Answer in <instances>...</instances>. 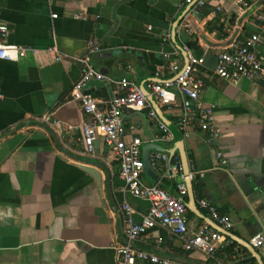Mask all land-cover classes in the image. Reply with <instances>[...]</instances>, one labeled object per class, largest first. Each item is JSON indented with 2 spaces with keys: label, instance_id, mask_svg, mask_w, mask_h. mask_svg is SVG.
<instances>
[{
  "label": "crops",
  "instance_id": "obj_1",
  "mask_svg": "<svg viewBox=\"0 0 264 264\" xmlns=\"http://www.w3.org/2000/svg\"><path fill=\"white\" fill-rule=\"evenodd\" d=\"M253 4L243 9L238 0H206L198 10H188L185 0H0V21L9 27L7 41L30 49L18 60L0 59V264H116V246L124 238L123 203L133 208L132 219L139 223L149 202L127 191L102 138L94 141V153H84L80 130L72 127L88 117L79 102L68 99L80 76L70 56L83 53L92 39L102 50L91 62L110 77H128L139 86L156 76L173 77L169 66L181 65L183 55L171 41L172 25L186 10L175 39L203 57L198 66L204 82L200 98L215 106L214 120L221 129L211 142L202 131L184 134L172 113L161 107L172 121V138L160 144L174 148L173 158L180 162L176 147L184 141L188 179L203 215L188 209V229L207 223L208 213L198 202L203 198L230 218L228 231L240 239L250 243L252 235L264 233V75L236 83L215 76L216 54L227 47L208 46L183 28L191 17L213 40L223 41ZM259 10L260 5L244 15L235 40L264 31L254 19ZM51 46L67 56L57 60L48 50ZM256 50L264 57V40ZM87 90L101 107L122 92L102 80ZM124 122L126 139L139 137L142 145L160 133L148 108L124 111ZM216 150L226 164L220 163ZM84 161L97 166L99 183L80 168ZM165 173L155 184L177 194L175 185L183 172L172 177ZM142 180L154 184L145 173ZM183 198L188 202L187 194ZM133 245L184 264H254L239 243L228 251L218 247L213 257L185 251L181 240L159 225ZM255 249L264 261V249Z\"/></svg>",
  "mask_w": 264,
  "mask_h": 264
},
{
  "label": "built area",
  "instance_id": "obj_2",
  "mask_svg": "<svg viewBox=\"0 0 264 264\" xmlns=\"http://www.w3.org/2000/svg\"><path fill=\"white\" fill-rule=\"evenodd\" d=\"M205 1L185 0V3L192 4L191 9L198 10ZM256 1L258 0H238V3L244 9ZM217 9L220 8L217 7ZM51 16L56 17V14ZM254 19L256 23H260V26L264 27V0L260 4V10L255 13ZM183 26L188 32L193 31L189 22L186 21ZM8 33L7 23L0 21V59L18 60L30 49L9 43L7 41ZM168 39L169 34L165 35L163 40L167 41ZM263 40L264 31L262 30L254 31L242 40H234L229 47L217 52L213 74L230 83H236L241 79L254 80L262 77L264 75V57L257 52L256 46ZM182 49L187 53L186 66L182 68V64L175 62L169 66L173 74H177V76L165 78L161 82L149 80L145 87L151 92L160 107L172 113L174 122L181 132L185 134L192 130L202 131L206 133L207 141L211 142L220 135L221 129L214 120L215 106L203 102L200 98L204 82L198 76V66L202 64L203 57L193 55L187 46H182ZM48 50L55 54L57 60L67 56L60 53L55 46L49 47ZM101 50V46L90 39L87 41L83 53L70 56L79 66L80 76L72 84L68 92V99L79 102L81 110L88 117L87 121L72 128L80 130L81 142L86 154L94 153V141L99 137L102 138L118 163L119 177L124 181L127 191L132 196L149 202V207L139 223H135L132 219L133 208L129 204L123 203L124 238L123 242L116 246V264H135L138 260L152 264H184L180 260L160 255L154 251L138 249L133 245L135 239L156 225L167 228L171 235L180 239L185 251L197 250L206 256L213 257L218 247L231 246L234 240L208 223L200 224L196 230L188 229V208L183 197L187 194L185 180L191 177V172L187 176L181 175V181L175 185L177 194H171L157 184L143 182L142 141L139 137L126 139L124 111H140L148 108V116L155 121L160 131L158 136L151 141H168L172 138V133L168 126L159 119L134 79L113 78L94 67L91 56ZM168 55L167 52L162 53L164 58ZM92 80L115 84L122 89V92L112 95L107 101V106L101 107L100 101L87 90V85ZM215 155L221 164H226L227 160L220 150H216ZM149 159L157 171H166L164 162L167 160V154L152 151L149 154ZM170 168L171 177L173 173L182 171L179 160L173 161ZM165 171L162 172L163 176L166 174ZM198 202L199 207L206 210L211 220L225 230L231 227L230 218L221 214L215 205L203 198ZM157 241L160 242L161 238H158ZM250 244L255 248L264 249V233L258 232L252 235Z\"/></svg>",
  "mask_w": 264,
  "mask_h": 264
},
{
  "label": "water",
  "instance_id": "obj_3",
  "mask_svg": "<svg viewBox=\"0 0 264 264\" xmlns=\"http://www.w3.org/2000/svg\"><path fill=\"white\" fill-rule=\"evenodd\" d=\"M262 2H263V0L256 1L253 4V6L250 7L249 10H247L244 13V15L247 14L248 12L254 10ZM191 6H192V4L189 5L188 10H189V8H191ZM188 10H186L184 13H182V15L174 21V23L172 25V32H171V41H172V43L175 45V47L179 51H181V53L183 55L182 68H184L186 66L187 62H188L187 53H186V51H184L182 49V45H180L175 39V28H176L177 23L184 19V16L188 12ZM244 15L241 16L238 19L237 26L232 31L230 36L227 39L223 40V41H215V40H213L196 23V21L193 18L188 17L187 18V22L190 23V25H191V27L193 29V32L198 36L200 41L203 42L204 44H206L208 46H214V47H228V46H230L232 44V42L237 37V35L239 33V30H240V26L242 24V20H243ZM101 72H103V71H101ZM176 76H177V74H175L173 77H176ZM153 80L158 81V82L163 81V79H161L159 77H154ZM97 82H100V80H92V81H90L88 83L87 86H89L90 84L97 83ZM140 88L143 91L144 95L146 96L147 100L150 102L152 108L156 112V114L159 117V119L162 120L168 126L169 129H171L170 127L172 126V121L164 115V113L162 112V108L158 105L156 99L151 94V92L145 87V85H141ZM176 128L178 129L177 126H176ZM160 142H164V141H150V142L142 145V147H141V149H142V161H143V172L154 182V184H155L156 181H158V180H160L162 178V176H163L162 172H164L165 170H162V172H161V171H157L155 168H153V166L151 165L150 159H149L150 152L159 151V152H163L165 154H168L166 171H167V175H169V176L172 173L170 166L172 164V159H173V155H174V148L172 149V148H168L166 146H163V145L160 144ZM179 142H180V146H177L176 148L178 149V152H179L183 175L187 176L190 173V169H189L188 159H187V156H186V153H185V150H184V141L183 140H179ZM96 167L97 166H95L94 164H91L89 161H84V162H82L80 164V168H82L84 171H86L89 174H91L95 178V180L99 183L100 182V173L98 172ZM185 183H186L187 195H188V202H186L187 208L189 210H192L196 214L200 215L201 217H203V215L200 213V211L198 210V207L196 205V201H195V198H194V194H193V190H192V186H191L190 180L187 178L185 180ZM204 218L207 221V223L210 226H212L214 229L226 234L231 239H233L235 242H237L240 245H242L245 248H247L248 251L250 252V258H254L256 260L257 264H264V261L262 260L261 255L256 251V249L249 242L244 241V240L240 239L239 237H237L232 232L223 229L221 226H219L217 223H215L210 218H206V217H204Z\"/></svg>",
  "mask_w": 264,
  "mask_h": 264
},
{
  "label": "trees",
  "instance_id": "obj_4",
  "mask_svg": "<svg viewBox=\"0 0 264 264\" xmlns=\"http://www.w3.org/2000/svg\"><path fill=\"white\" fill-rule=\"evenodd\" d=\"M188 44L190 45V43H188ZM176 160H178L177 157H176V158H173V161H174V162H175ZM235 244L237 245V243H236L235 241H233V244H232V245H235ZM230 247H231V246H228L225 250L228 251V250L230 249ZM244 250H245V249H244ZM252 261H253L254 264H256L255 261H254V259H253Z\"/></svg>",
  "mask_w": 264,
  "mask_h": 264
}]
</instances>
